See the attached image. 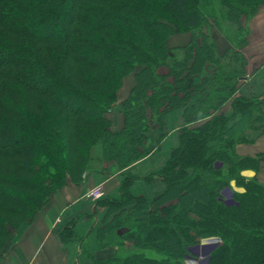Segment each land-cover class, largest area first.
Here are the masks:
<instances>
[{
  "label": "trees",
  "instance_id": "trees-1",
  "mask_svg": "<svg viewBox=\"0 0 264 264\" xmlns=\"http://www.w3.org/2000/svg\"><path fill=\"white\" fill-rule=\"evenodd\" d=\"M263 5L0 0V258L56 190L82 180L93 145L100 142L103 159L124 169L147 155L152 123L163 136L162 117L180 109V146L156 173L164 192L148 202L132 196L125 180L119 199H106L108 216L97 229L115 255L90 264H184L190 248L208 237L221 240L209 264H264V185L242 175L260 170L264 152L236 151L264 135V92L236 96L246 77L247 21ZM222 22L235 35L225 34L224 54L212 35ZM183 32L190 42L170 47L169 38ZM132 73L123 126L114 132L108 113ZM227 102L229 115L220 112ZM248 126L259 135L243 134ZM232 180L244 191L226 202L222 191Z\"/></svg>",
  "mask_w": 264,
  "mask_h": 264
},
{
  "label": "crops",
  "instance_id": "crops-1",
  "mask_svg": "<svg viewBox=\"0 0 264 264\" xmlns=\"http://www.w3.org/2000/svg\"><path fill=\"white\" fill-rule=\"evenodd\" d=\"M247 26L250 31L249 40L242 47V53L247 60L246 77L241 81L236 96L249 98L261 96L264 92V5L247 21ZM213 36L218 52L224 54L230 43L216 31ZM171 37H174V40L172 39L170 47H180L190 42L191 33H176ZM134 84L135 77L132 73L124 77L117 92L116 103L109 113L111 129L114 132L123 126L122 104ZM230 110V103L227 102L220 112L229 115ZM162 121L163 137L160 138L159 126H152L148 132L150 149L148 148L147 155L124 169L118 168L113 162H104L101 144L94 146L82 182L75 184L69 181L55 191L44 210L35 216L33 224L20 242L5 252L0 264H81L84 252L82 243L95 237L97 226L98 215L92 219L87 218L96 210V202L90 196L94 187L103 185L104 196L116 198L122 181L128 179L129 193L133 196H140L151 202L161 195L165 186L156 173L179 147L180 130L185 125L180 109L164 115ZM236 151L242 156H254L264 152V140H258L250 146H237ZM242 175L250 178L256 173L245 170ZM256 176L264 185V166H261ZM231 188L239 191L233 183ZM228 189L222 191V196ZM224 201L231 200L224 198ZM63 232L70 233V237H64Z\"/></svg>",
  "mask_w": 264,
  "mask_h": 264
},
{
  "label": "rangeland",
  "instance_id": "rangeland-1",
  "mask_svg": "<svg viewBox=\"0 0 264 264\" xmlns=\"http://www.w3.org/2000/svg\"><path fill=\"white\" fill-rule=\"evenodd\" d=\"M212 6H214V7H216V8H218L219 9V6H218V4H215V3H213L212 4ZM218 19H221V17H220V15H219V17H218ZM243 24H245L246 23V20L245 19H243ZM233 23H231V25H232ZM219 26L222 28V31L221 30H219V29H217V28H214L213 30L214 31H216V32H218L220 35H222L225 39H227L226 37H225V34H227V36L228 37H230L231 36V34H232V32L234 31L233 30V28L232 27H230V28H228V26L225 24V23H221V24H219ZM205 28V27H204ZM204 28H202L203 30H206V29H204ZM46 29V28H45ZM214 31H212V35H213V33H214ZM229 31V32H228ZM195 33H196V31H195ZM178 34V33H177ZM233 36H235L234 34H232ZM171 39H169L170 41H168V45L169 46H172V39L174 40V37H170ZM230 41V40H229ZM228 41V42H229ZM110 113V112H109ZM109 113H108V117H109ZM230 113H231V110H230ZM122 114H123V112H122ZM158 126V124L157 123H155V122H153L152 123V125L150 126V128L152 127V126ZM192 126V125H191ZM249 126H251V127H253V128H257V126H259V124L258 123H251ZM249 126H248V128H245V131L243 130L242 132H243V134H245L246 136L247 135H250V136H248L249 138H254V137H256L257 136V134L259 135V131H257V130H252V129H250L249 128ZM150 128H149V130H150ZM149 132V131H148ZM161 137H163V136H161V133H160V138ZM256 140L255 141H253V142H245V143H238V145L237 146H240V145H242V146H246V145H248V146H250V145H254L255 144V142L256 141H258V140H264V135L263 136H260V137H256L255 138ZM97 144H101L100 142H98V143H96L95 145H93L92 147H91V149H90V152H91V150H92V148L94 147V146H96ZM102 146V145H101ZM180 146V145H179ZM237 146H236V148H237ZM149 148V147H148ZM147 148V150L149 151V149ZM152 148V147H151ZM179 148V147H178ZM177 149V148H176ZM175 149V150H176ZM174 150V151H175ZM173 151V152H174ZM172 152V153H173ZM259 154V153H258ZM257 155V154H256ZM256 155H254V156H242V155H240L241 157H255ZM171 157V156H170ZM170 157H169V159H170ZM168 159V160H169ZM102 160L104 161V162H106V163H110V162H112V161H106L105 159H103V157H102ZM114 163V162H113ZM88 166V165H87ZM261 166H264V162H261ZM119 168V167H118ZM261 168V167H260ZM245 171V170H244ZM253 171V170H252ZM85 172H86V170H85ZM243 172V171H242ZM255 172V171H254ZM256 173V172H255ZM257 173H259V171L257 172ZM257 173H256V175H257ZM84 175H85V173L83 174V177H82V180H83V178H84ZM77 175H75V177H76ZM254 177V176H253ZM257 177V176H256ZM247 178V177H246ZM250 178H252V177H250ZM258 179V178H257ZM82 180H80L79 182H75V181H70V182H72V183H75V184H79L80 182H82ZM125 180H127V179H124V181ZM124 181H122V183H121V185L119 186V192H118V197H114V198H112V197H109V198H107V197H105L104 195V187H103V185H99V186H97V187H94L91 191H90V196L92 197V199H93V201H95L96 202V206H95V212H93V213H90V215H89V217H87L88 219H92L93 217H95V215H98V220H97V226H96V231H95V237L91 240V241H86L85 243H82V249H83V255H82V259H81V264H90L93 260H104V259H109V258H112L114 255H115V252H116V249L114 248V247H112V246H106V247H104V246H102V244H100V242H99V240H98V237H97V229L99 228V226L101 225V222H102V220H104L107 216H108V212H109V203L107 202V200H113V199H119V196H120V187L122 186V184L124 183ZM259 181V180H258ZM260 182V181H259ZM129 183H130V181H129ZM232 183V182H231ZM231 183H230V185H229V189L228 190H226L224 193H223V197L225 198V199H227V200H231L232 199V197H233V195H232V193L233 192H238V193H241V192H243L244 190H243V188H241V187H239V186H236L235 185V183H234V186H235V188L236 189H238L239 191H234V190H232V188H231ZM261 183V182H260ZM262 184V183H261ZM97 190V191H96ZM128 190H129V186H128ZM57 191V190H56ZM101 194V196L99 197L98 195L99 194ZM133 196V195H132ZM51 198V197H50ZM223 198V199H224ZM107 199V200H106ZM50 201V200H49ZM48 201V202H49ZM48 202H47V204H48ZM46 204V205H47ZM46 205H44V207L42 208V209H40L35 215H34V217H33V219H32V221H31V224L28 226V228L25 230V232L23 233V235L21 236V238L18 240V242H16L14 245H16L17 243H19L20 242V240L24 237V234L26 233V231L31 227V225L33 224V221H34V218H35V216L40 212V211H42V210H44V208H45V206ZM129 214H131L133 217H136L137 216V214H133V213H129ZM20 219H21V217H16V219L14 220L15 222H19L20 221ZM119 232H123V229H121ZM68 234H70V233H66V234H64V232H63V236L64 237H66V238H69L70 237V235L68 236ZM122 234H120V236H121ZM120 243V242H119ZM221 243V240L218 238V237H208V238H205V239H201L197 244H195L194 246H192L191 248H190V250H189V255L188 256H186V258H185V261H184V264H209L208 263V260H209V256H210V254H211V252H213L214 251V249L215 248H217L218 246H219V244ZM124 244V246L127 248V249H131V243H127V242H124L123 243ZM14 245H11V246H9L8 248H7V250H6V253L8 252V251H10V249L14 246ZM117 245V244H116ZM6 253H4V254H6ZM4 254L2 255V257L4 256ZM148 255L149 256H152L153 254H151V253H148ZM2 257L0 258V262H1V259H2Z\"/></svg>",
  "mask_w": 264,
  "mask_h": 264
},
{
  "label": "clouds",
  "instance_id": "clouds-1",
  "mask_svg": "<svg viewBox=\"0 0 264 264\" xmlns=\"http://www.w3.org/2000/svg\"><path fill=\"white\" fill-rule=\"evenodd\" d=\"M231 182L234 184L235 183V180H232Z\"/></svg>",
  "mask_w": 264,
  "mask_h": 264
},
{
  "label": "built area",
  "instance_id": "built-area-1",
  "mask_svg": "<svg viewBox=\"0 0 264 264\" xmlns=\"http://www.w3.org/2000/svg\"><path fill=\"white\" fill-rule=\"evenodd\" d=\"M97 191V190H96ZM99 194V193H98ZM99 197L101 196V194L98 195Z\"/></svg>",
  "mask_w": 264,
  "mask_h": 264
}]
</instances>
